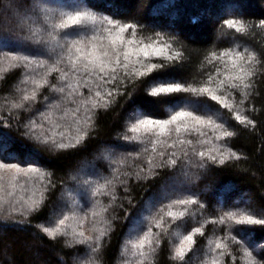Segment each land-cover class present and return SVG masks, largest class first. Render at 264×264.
Wrapping results in <instances>:
<instances>
[{
	"label": "snow or ice",
	"instance_id": "1",
	"mask_svg": "<svg viewBox=\"0 0 264 264\" xmlns=\"http://www.w3.org/2000/svg\"><path fill=\"white\" fill-rule=\"evenodd\" d=\"M175 2L162 0L154 11L163 15ZM220 7L232 10L220 18L216 40L207 48H189L163 20L147 24L138 15L102 8L95 0H7L8 19L14 23L5 27L0 12V83L9 70L19 69L22 78L0 99V127L15 122L25 137L64 151L86 142L101 109L118 97L132 96L129 85L142 101H132L119 134L140 150L118 159L103 154L106 170L77 179V189L63 191L53 218L36 225L69 249L62 264H104L111 231L107 214L114 206L123 207L118 188L131 203V178L148 180L159 169H176L181 161L189 169L210 170L244 156L230 146L239 130L224 110L244 128L256 127L245 105L264 76V43L255 40L264 34V16L249 17L238 10L237 0H225ZM10 35L35 50L8 49ZM11 142L0 133V207L9 204V214L26 217L40 212L48 194L64 181L55 178L38 152L25 158L8 151ZM140 215L131 218L133 231L123 245L122 264H155L165 236L176 241L170 249L173 264H189V253L198 250L197 235L205 236L209 225L202 264H264V240L254 239V229L248 227H264V208L256 213L216 209L186 189L161 204L147 226L137 230ZM189 218L196 226L181 231ZM173 225L176 231L170 235Z\"/></svg>",
	"mask_w": 264,
	"mask_h": 264
},
{
	"label": "trees",
	"instance_id": "2",
	"mask_svg": "<svg viewBox=\"0 0 264 264\" xmlns=\"http://www.w3.org/2000/svg\"><path fill=\"white\" fill-rule=\"evenodd\" d=\"M6 2L7 0L5 4H0V12L4 13V19L7 21L5 27H10L14 22L8 19ZM161 2L162 0H95L102 8L126 15H138L147 24L163 20L181 33L182 42L189 48L210 46L216 40L220 18L232 10L230 7H220L225 0H176L175 7L164 10L161 15L160 12L154 11V6ZM237 7L251 18L264 16V0H237ZM255 40L264 43V34L256 36ZM5 43L8 49L25 48L29 52L35 50L19 41L15 35H10ZM218 46L227 45L220 43ZM0 66H3L2 63ZM21 78L19 69L9 70L7 79L0 83V99L18 87ZM132 90L133 86L129 85L131 97H118L117 102L107 110L99 111L93 134L85 143L74 149L56 151L46 145L37 144L25 137L23 127H17L15 122L11 126L0 127V133H6L12 141L6 146L8 151L25 158H29L32 152H38L42 163L54 173L55 178L64 181L63 186L57 184V188L48 194L46 206L40 212L25 217L18 213L9 214V204L0 207V264H62V258L64 261L69 259V249L65 248L63 240L49 239L36 225L53 218V210H58L63 191L77 189V179L95 169L106 170L107 161L101 159L103 154L113 153L112 158L118 159L126 153L140 150L139 146L124 141L119 135L123 132L125 117L132 101L142 103L138 94ZM38 107L43 110L42 102ZM245 107L247 114L257 121L255 128L251 125L244 128L227 109L224 110L239 130L230 146L234 151L244 154L240 160H232L223 166L199 171L195 168L189 169L181 161L176 169H159L158 174L148 180L138 181L133 177L129 180L131 203L128 202L123 189L118 188L122 198L118 204L122 203L123 207L114 206L107 214V219L111 221V231L105 240L104 264H122L124 257L121 256V251L129 238L127 231L133 227V216L141 214L135 225L137 230L146 227L161 204L176 199L184 194L186 189L196 192L200 198H207L209 204L216 209L248 208L256 213L264 208V76L257 79L255 93L246 102ZM253 108L256 109L255 112ZM141 160L136 163H141ZM174 185H179L177 191L162 195L169 186ZM90 206L89 204L85 207L87 209ZM188 226H196L191 218L188 219V225L180 230L183 231ZM248 227L254 229L251 232L254 239L264 240V227ZM153 231L158 229L153 228ZM174 231L175 225L169 230L170 235ZM211 231L212 226L209 225L206 227L205 236L197 235L198 250L189 253V264H202V253ZM175 242L169 236L163 237L155 264H173L170 260V249Z\"/></svg>",
	"mask_w": 264,
	"mask_h": 264
},
{
	"label": "rangeland",
	"instance_id": "3",
	"mask_svg": "<svg viewBox=\"0 0 264 264\" xmlns=\"http://www.w3.org/2000/svg\"><path fill=\"white\" fill-rule=\"evenodd\" d=\"M15 46H18V47H19V45H15ZM178 186H179V185H178ZM178 186H176V185H174V186H169L168 190L165 191L162 195H167V194H170V193H173V192L177 191ZM131 231H133V227L128 229V231H127V235H129V233H130Z\"/></svg>",
	"mask_w": 264,
	"mask_h": 264
}]
</instances>
